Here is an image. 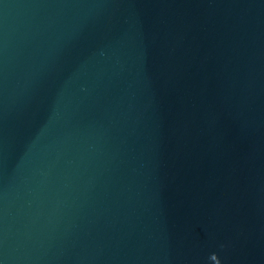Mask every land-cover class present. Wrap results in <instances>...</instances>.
Returning a JSON list of instances; mask_svg holds the SVG:
<instances>
[{"label": "water", "instance_id": "obj_1", "mask_svg": "<svg viewBox=\"0 0 264 264\" xmlns=\"http://www.w3.org/2000/svg\"><path fill=\"white\" fill-rule=\"evenodd\" d=\"M0 264H264V0H0Z\"/></svg>", "mask_w": 264, "mask_h": 264}]
</instances>
